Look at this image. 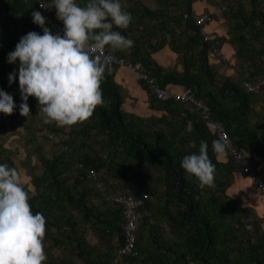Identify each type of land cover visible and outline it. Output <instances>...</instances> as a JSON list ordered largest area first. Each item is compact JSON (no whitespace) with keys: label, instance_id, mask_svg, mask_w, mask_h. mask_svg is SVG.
I'll return each instance as SVG.
<instances>
[{"label":"trees","instance_id":"obj_1","mask_svg":"<svg viewBox=\"0 0 264 264\" xmlns=\"http://www.w3.org/2000/svg\"><path fill=\"white\" fill-rule=\"evenodd\" d=\"M44 1L53 7V0ZM86 2L77 0L81 6ZM195 2L181 0L178 6L184 7L178 13L148 8L139 12L129 10L132 16L138 14V20L133 18L127 29L114 30L131 39L133 47L126 51H106L126 62L144 65L146 72L162 87L178 84V90H187L203 99L211 108L212 121L228 132L236 147L250 154L251 163L262 172L264 118L260 119L254 108L260 95L246 91L238 79L218 75L212 63L214 59L209 55L211 45L218 47V44L215 39L203 42L200 38L192 17ZM53 10L56 13L54 7ZM33 11H38L36 6L25 4L23 0H0V57H7L14 51L21 37L28 32L43 35L42 28L33 22ZM246 17L241 28L255 19H264V13L253 11ZM253 33L256 39L261 31L257 28ZM164 48L177 55L178 62L183 65L181 70L162 66L152 57ZM126 57H130L129 60ZM115 70L111 67L110 73H105L102 81L105 104L98 106L90 118L91 127L105 138L103 149L106 154L86 153L76 159L71 151H60L52 157H42L40 173L30 171L35 187V194L30 195L29 201L33 213L40 212L45 216L47 231L51 226L58 232L62 229L57 234L61 239L53 236V245L67 242L70 253L75 252L80 257L97 252L94 256L97 264H107L123 241V217L120 205L104 197L120 193L141 198L146 194L137 209L138 255L127 264H264L261 218L255 214V223L247 229L240 214L247 218L250 211L254 212L253 208L243 206L238 196L227 194L238 165L228 154L223 155L225 159L222 160L212 151V141L217 137L209 122L173 96L156 98L146 83L138 79L147 90L149 107L155 113L142 116L125 110L122 106L125 95L113 79ZM13 72L16 80L10 84L9 75ZM18 72L19 61L11 67L0 65V88L8 85L21 96ZM29 99L38 106L34 97ZM189 120L192 123L190 129L186 127ZM83 132H87L84 127ZM202 140L207 141L209 157L216 167L214 187L200 188L198 179L181 167L185 155L198 153ZM71 143L67 139L64 150ZM6 152L7 149L0 146V164L12 166L13 161L4 156ZM91 168L97 173L106 169L112 178L122 182V192L108 189L102 177L103 189L98 190L87 176ZM152 174L159 176L163 188L152 187L148 194L142 186L143 178ZM87 181L109 205L106 211L95 213L96 208L89 205ZM206 190L208 195H205ZM85 223L90 224L98 243L105 242V252L88 242L85 228H81ZM163 223L172 228L170 238L161 232ZM114 236L118 237V242L112 249L110 242ZM49 260L47 264H55Z\"/></svg>","mask_w":264,"mask_h":264},{"label":"clouds","instance_id":"obj_2","mask_svg":"<svg viewBox=\"0 0 264 264\" xmlns=\"http://www.w3.org/2000/svg\"><path fill=\"white\" fill-rule=\"evenodd\" d=\"M41 8L47 9L44 3ZM57 18L63 22V34L46 26V17L33 11V22L43 35L31 31L23 35L8 62L19 61L20 115L28 117L29 97L38 102L45 124L72 127L87 122L98 106H104L102 81L111 71L114 57L106 50L126 51L133 41L114 28L127 29L133 21L122 0H53ZM261 77V76H260ZM242 79L243 80H254ZM16 73L9 75V83ZM17 108L14 97L0 89V113L12 115ZM217 127H222L217 125ZM231 145L222 135L212 141L219 158ZM207 141H201L198 153L185 155L181 167L199 181V187H214L216 167L208 154ZM30 193L21 172L0 164V264H46V218L33 213Z\"/></svg>","mask_w":264,"mask_h":264},{"label":"rangeland","instance_id":"obj_3","mask_svg":"<svg viewBox=\"0 0 264 264\" xmlns=\"http://www.w3.org/2000/svg\"><path fill=\"white\" fill-rule=\"evenodd\" d=\"M180 2L181 0H122V3L125 4L127 11L134 9L137 12H139L142 8H148L150 10H162V12L178 13L179 11H182V8L184 7L183 5H181V7L178 6V3ZM196 3L199 4L198 7L202 5L204 8L212 9V11L214 10L217 12V14L223 12L227 19L225 17L224 18L232 25L236 24L237 26L243 25V18L252 14L253 11L258 13L260 12L261 14L264 13V0H196L195 4ZM133 18H136L137 21L139 18L138 14L135 13ZM256 24H259V26H257L261 29V32L263 31V35L261 36V43L255 44V48L260 50V52H263L264 19H258ZM139 31H141V28ZM237 31H239L238 33L242 32L238 29V27L236 29V32ZM256 57H261V54ZM129 58L130 57H126V60H129ZM212 63L216 66L218 75L222 76L220 69L221 67H224L223 64L225 63H220V65L215 64L217 62L214 61H212ZM0 65L4 67H11L14 65V63H9L7 56L4 58L0 57ZM0 89L11 94L14 97V102L17 105L14 113L10 116L0 113V126L4 124V121L2 120L3 117H5L4 119L8 120L14 116L15 121L13 124H8V131H4V133L3 131H0V138L3 137V134L4 136L8 135L12 138L11 142L8 144L15 149V152L12 151V155L17 160L18 166L26 164L27 169H30V171L40 173L42 170L40 167L42 157H52L60 151H71L74 156L73 158L76 159L81 158L86 153L94 156L106 154L105 149H103L105 138L100 135L95 128L91 127L90 119L83 124H78L72 127H58L55 125V123L45 124L42 116L38 112L39 106L34 105L30 99V101L28 100L30 114L28 117H25L20 115L19 110V105L23 102L21 96L18 95L17 92L14 91V89H11L8 85H5ZM258 97L261 99H257L256 103L254 104V108L258 110L261 119L264 118V95ZM152 114H154V112ZM86 125L89 127L85 128ZM49 126H53L55 129H58V131H53ZM83 127L87 130V132H83ZM67 139H70L72 143L71 145L67 144V147L64 150ZM73 147L75 149H73ZM21 170L23 169L21 168ZM98 173L100 177H102L103 181L106 180L104 182L106 183L108 189L113 190L114 192H122L120 189V186L122 185L120 183L122 182H118L116 179L112 178L110 174L107 173L106 169H100ZM262 173L264 174V171H262ZM21 174L24 181L25 177L23 176V173ZM142 186L145 192L148 194L152 187H159L160 189L163 188V184L161 183L157 174L144 177ZM86 187L89 188L90 193L86 199L88 200L90 206L96 208L94 212L96 213L100 211H106L109 205L103 202L99 195L95 193L94 189L92 188L93 185L87 181ZM206 192L207 193H205V195H208L209 192L207 190ZM77 214L80 215L81 213L77 212ZM240 216L243 221L246 222V228L251 229L252 223H255L256 221L254 219V217H256L255 212L250 211L247 218H244L242 214H240ZM93 220L96 221L95 217ZM263 221V218H261L262 226L264 225ZM89 226V223H85L81 226V228H85V236L87 237L88 242L91 243V241L95 240V234ZM161 232L166 238H170L172 236V228L166 223L162 224ZM117 242L118 237L114 236L111 239V245L113 246L112 249L116 248ZM104 243L105 242L98 243L99 249L103 252L106 251V244ZM113 243L115 244L113 245ZM66 244L67 242L62 245L63 247H57L53 251L52 256L50 257L47 255V257L55 264H62V261L59 260L60 258L62 259V257H64L65 264H97V261L94 257L95 253L97 252L93 253L94 255L86 253L85 257H80L75 252L70 253L71 248ZM152 245L155 244L152 243ZM48 258L47 261H50Z\"/></svg>","mask_w":264,"mask_h":264},{"label":"crops","instance_id":"obj_4","mask_svg":"<svg viewBox=\"0 0 264 264\" xmlns=\"http://www.w3.org/2000/svg\"><path fill=\"white\" fill-rule=\"evenodd\" d=\"M194 4L195 3H193V9L195 14H199L202 12L210 14L211 21L209 24V31L211 32L212 37L217 41L218 48L225 56L224 59H214L212 61L217 62L215 64L219 65L220 63H225L223 64L224 67H221L220 69L222 76H231L233 77V79H238L240 81L246 78L253 79L255 77L264 76V51L260 52V50H257V48H255V44L261 43V36L263 35V31L260 33L258 38L255 39L253 36V32H255L257 28L261 31V29L258 27L259 24H256L258 19L253 20L252 23H248L245 27L241 28L242 25H232L230 22H228L223 12L217 14V12H215L214 10L212 11V9L204 8L202 5L198 7V3H196L195 5ZM253 26L254 30L252 32L251 30ZM237 27L242 32H236ZM237 52H239V54ZM259 54H261V57L257 58L256 56H258ZM152 57L162 66L164 65L167 67H176L179 70L183 68L182 63L178 62L177 60V55L174 52L170 51L168 48H164L161 52L153 54ZM113 79L121 86L125 95V99L122 104L125 110L134 112L142 116H149L154 112V110L149 107V96L147 90L143 88L142 84L137 80L136 76L132 72H130L125 67H118L115 70ZM172 88L180 89V85L173 84ZM4 118L5 117L2 118L4 124L0 126V131H3V133L4 131L9 130V128H7L8 124H13L15 122L14 116H12L8 120ZM11 139L12 138L10 136H4L3 134V137L0 138V146L7 149V154L5 156H8L10 160L13 161L11 167H15L19 171H21V173H23V176L25 177L23 181L24 186L29 190L30 195H33L35 194V187L31 181L30 169H27L26 164L22 166L17 165V160L12 155V151H14L15 149L8 144L11 142ZM219 158L222 160L225 159L223 155ZM260 164L264 170V162H261ZM21 168L23 170H21ZM226 192L230 196H238L241 199L243 206L252 207L255 214L259 218H263L264 220V198L262 197V194L252 188L248 179L244 177V175L239 173L238 170L234 171L233 182L227 188ZM66 229L67 228H65V230ZM61 232H58L55 226H51L50 229H48V231L46 232L47 234L44 241L45 251L46 254L50 257L57 247H63V244L53 245V236ZM57 236L58 240L61 239L60 235ZM94 239L95 240L91 241V244L93 243V245H95L97 249L99 248L98 239L96 238V236L94 237ZM114 244L115 243H113V245ZM59 260L62 261V264H65L64 257H62V259L60 258Z\"/></svg>","mask_w":264,"mask_h":264},{"label":"built area","instance_id":"obj_5","mask_svg":"<svg viewBox=\"0 0 264 264\" xmlns=\"http://www.w3.org/2000/svg\"><path fill=\"white\" fill-rule=\"evenodd\" d=\"M25 4L35 5L37 10L41 12L43 16L46 17V25L52 30V32L63 34L64 26L58 21L56 13H54L53 7L51 4H48L44 0H23ZM44 3L47 9L41 8L40 3ZM187 15L185 14L184 17ZM193 21L195 26L199 30V36L203 42L211 41L214 38L209 31V24L211 21L210 14L208 13H199L193 14ZM114 57V61L111 67H125L130 72H132L138 80H142L146 83L147 89L155 95L156 98L163 99L167 96H173L174 98L184 102L188 105L190 109L198 112L202 118L209 122L210 127L213 132L216 133V137L222 135L226 138L231 148L228 151V155L235 160L238 165V171L244 175L252 188L259 191L264 198V175L261 172L260 167H254L249 159L250 154L243 151L242 149L236 147L226 130L222 127H217V123H214L211 119V108L210 106L201 98L196 97L187 90H178L173 89L172 85L162 87L157 82L153 76H150L145 70V66L141 64H133L130 62L124 61L123 58L118 57L117 55L108 52ZM209 55L213 59H224L225 56L221 50L216 45H211L209 48ZM242 87L246 89L249 93H254L260 96L264 95V76L256 78L254 80H243L241 82ZM186 127L188 129L192 128L191 121H187ZM87 176L94 183L95 187L98 190L103 189V183L100 180V176L97 171L93 168L88 170ZM147 197L146 194H143L141 198H135L131 195H124L120 193H115L113 195H106L105 200H111L121 207V214L123 217V222L121 224L123 232V241L121 245L116 249L115 256L107 264H127L128 260L135 258L138 255L136 248L137 243V230H138V216L137 209L143 204L144 199ZM47 264V263H46Z\"/></svg>","mask_w":264,"mask_h":264}]
</instances>
